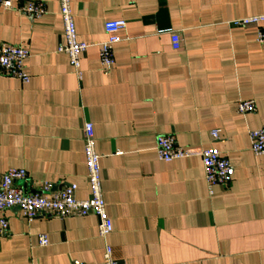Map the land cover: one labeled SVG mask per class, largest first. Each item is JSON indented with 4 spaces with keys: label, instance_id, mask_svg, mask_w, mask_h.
Instances as JSON below:
<instances>
[{
    "label": "crops",
    "instance_id": "crops-1",
    "mask_svg": "<svg viewBox=\"0 0 264 264\" xmlns=\"http://www.w3.org/2000/svg\"><path fill=\"white\" fill-rule=\"evenodd\" d=\"M11 1L43 3L47 14L0 8V48L27 49L31 79L24 84L0 69V182L23 169L16 185L27 193L75 184L76 197L89 199L83 127L91 122L118 264H264V157L250 141L264 127V45L256 27L230 24L264 15V0H71L78 40L90 45L79 75L59 52V0ZM117 20L127 27L105 69L99 45L105 23ZM240 101H254L256 112L240 114ZM159 136L195 154L160 161ZM212 147L232 171L211 195L199 152ZM3 216L9 231L0 237V264H103L106 242L93 214Z\"/></svg>",
    "mask_w": 264,
    "mask_h": 264
},
{
    "label": "built area",
    "instance_id": "built-area-1",
    "mask_svg": "<svg viewBox=\"0 0 264 264\" xmlns=\"http://www.w3.org/2000/svg\"><path fill=\"white\" fill-rule=\"evenodd\" d=\"M60 17L64 26L65 44L59 47V52L65 53L70 59V65L80 74V57L85 54L90 45L78 40L76 23L72 11L71 0H59ZM0 8L6 11H17L32 18H41L47 14L43 3L29 2L22 7H15L11 0H0ZM234 27H256V40L264 45V15L252 16L234 20L230 23ZM127 27L125 20L107 21L104 30L107 40L100 46V62L103 68L110 69L115 64L114 48L122 42L120 36ZM172 34L173 47L179 50L180 38L176 33ZM30 53L22 46L3 44L0 48V69L4 75L18 79L24 84L30 82V76L26 71V61ZM240 114L256 112L254 101H240L238 103ZM220 131L212 133L213 139L219 138ZM84 153L88 169V180L90 185L91 197L81 200L76 197L77 185H70L65 189L55 192L51 183H44L41 193H27L16 183L23 181L27 173L23 169H10L7 171L0 182V237L7 235L9 222L3 213L18 209L23 216L32 221L38 215H53L61 219L71 217H86L93 214L98 220V235L105 241V251L103 264H118L113 257V249L107 240L113 231V222L107 212V203L103 195V179L101 156L96 150L95 129L91 122H86L83 127ZM251 150L258 157H264V127L251 131L250 133ZM156 152L158 159L163 162L184 159L195 154V150L186 149L177 144L174 136H159L156 141ZM202 158L205 180L210 191L218 185H226L232 166L230 161L215 148L202 149L199 152ZM48 239L45 236L40 238V245L46 246Z\"/></svg>",
    "mask_w": 264,
    "mask_h": 264
}]
</instances>
